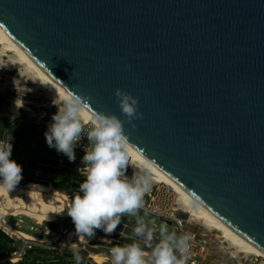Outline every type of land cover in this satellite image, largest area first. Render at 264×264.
<instances>
[{"label":"water","instance_id":"1","mask_svg":"<svg viewBox=\"0 0 264 264\" xmlns=\"http://www.w3.org/2000/svg\"><path fill=\"white\" fill-rule=\"evenodd\" d=\"M0 26L91 109L139 97L130 147L264 251V0H0Z\"/></svg>","mask_w":264,"mask_h":264},{"label":"clouds","instance_id":"2","mask_svg":"<svg viewBox=\"0 0 264 264\" xmlns=\"http://www.w3.org/2000/svg\"><path fill=\"white\" fill-rule=\"evenodd\" d=\"M114 95L120 116L91 109V97L66 86L60 102L56 98L52 101L57 111L44 133L48 147L74 162L78 143L84 137L88 141L78 169L84 179L71 198L67 215L74 223L78 239L94 236L96 229L111 234L123 216L135 217L132 235L138 239L112 247L111 264H186L190 237L169 233L161 226L159 239L153 243L155 230L144 219L148 213L140 214L156 168L147 164L141 172L126 174L130 166V133L126 132L125 123L135 129V121L143 119V113L139 111V97L120 88L115 89ZM84 111L90 112L87 121L81 118ZM11 151V143L0 144V189L8 191L22 179V167L10 158ZM75 259L79 262L81 258L76 254Z\"/></svg>","mask_w":264,"mask_h":264},{"label":"rangeland","instance_id":"3","mask_svg":"<svg viewBox=\"0 0 264 264\" xmlns=\"http://www.w3.org/2000/svg\"><path fill=\"white\" fill-rule=\"evenodd\" d=\"M5 64H7L5 61L0 62V144H12L10 158L22 167L21 180L23 182L33 178L32 175H34V171H38L37 173L39 176L44 177L47 173H54V171H56L52 169L56 164L53 160L55 155L59 154L64 159L68 160L65 155L58 153L54 148L48 147L44 135L46 126L51 123V117L56 113L57 107L47 98L45 91L38 89V91L34 90L33 84L26 82V78L18 77L14 70H10L11 65L7 64L6 66ZM31 89H33V91ZM20 101H27L29 103L24 105L28 111L16 105ZM75 156L77 158L81 157L77 154H75ZM133 171L136 170L128 167L126 174L131 176ZM65 172H67L69 176L72 174L70 171L65 170ZM151 185L153 187L156 184L152 183ZM173 197L174 194H172L171 199ZM0 202L3 204L4 200L1 199ZM173 207L178 208L175 203H173ZM174 214L177 219L182 221L184 229L196 233L201 239H209L206 241L205 251L202 253L200 264L248 263V261L244 262L247 258L244 254H232L233 250L229 249L225 243L217 238V232L208 231L196 221H189V216L179 209L175 211ZM144 219L146 223L155 230V239L153 241V243H155L159 239V229L164 225L161 224L160 219L155 217L144 216ZM121 220L130 228L126 229V235L119 240L120 242H112L111 247L129 244L132 243L133 239H138L132 235L133 228L135 227V217L126 215L123 216ZM5 221L9 225L14 223L20 225V232L29 235L33 234L32 231L28 230V227H35L34 224L24 217H7ZM70 223V218L57 221L60 228H65L69 226ZM44 225L48 227V224ZM41 229L43 230V228ZM167 230L170 233V231L174 230V226L172 228L170 225ZM56 235L57 231L52 230L49 234L43 235V240H45L44 243L38 244L34 241L30 244V246H32L31 249H37L42 252L37 254L34 264H74L72 257L69 256L76 254L84 261L88 262V264H91L92 260L88 257L90 253L104 255L107 260L102 264H111V254L108 248L104 246L92 247L90 245L79 244H77L76 248H71L66 242H64L65 247L57 246L54 243H50V239ZM115 238L116 236H114V239ZM19 243H21V240H16L14 242L16 245ZM145 250L150 251L147 247H145ZM0 264L7 263L0 261Z\"/></svg>","mask_w":264,"mask_h":264},{"label":"bare ground","instance_id":"4","mask_svg":"<svg viewBox=\"0 0 264 264\" xmlns=\"http://www.w3.org/2000/svg\"><path fill=\"white\" fill-rule=\"evenodd\" d=\"M3 61L11 65L10 70H14L18 77L26 78V82L33 84L34 90H43L46 92L47 98L51 102L55 98L57 103L60 102V95L64 90L56 84L0 26V62ZM7 64L5 65L7 66ZM31 90L33 91V89ZM25 104L29 103L27 101H20L16 105L28 111L24 106ZM89 114L88 111L82 112V120L87 121L89 119ZM129 164L130 168L136 171H142L147 164L151 163L130 147ZM152 183L168 186L172 194H174L173 201L175 205L178 206V208L175 209H179L183 213H186L189 216V221H196L208 231L217 232V238L225 243L229 249L233 250L232 254H244L246 257L255 256L264 260L263 250L213 216L157 168L156 171L152 173L150 186ZM18 194L25 197L24 202H27L32 209V212L24 215L36 221L38 226H41V222L44 220H53L51 213H55V211L58 210L53 202H63L64 199L56 195L54 188L30 182H26V187L24 188L14 187V189L10 191L7 189H0V200H4L3 204L0 202V224H3V217L7 215V208L12 212L13 216L18 214L17 211L21 210L20 206L22 201L19 200V197L16 198ZM12 226L20 225L14 223ZM4 227L6 232L10 234H18L20 238L24 240L36 241L32 235L23 232L16 233L14 229L8 228L5 225ZM65 234L68 246L71 248L77 247L76 242L78 240L86 242V238L78 239L75 230H68ZM88 257L95 264H102L107 260L104 255L98 253H90Z\"/></svg>","mask_w":264,"mask_h":264},{"label":"built area","instance_id":"5","mask_svg":"<svg viewBox=\"0 0 264 264\" xmlns=\"http://www.w3.org/2000/svg\"><path fill=\"white\" fill-rule=\"evenodd\" d=\"M87 143L88 141L86 137H84L78 143L74 151H75V154L81 157L77 158L75 156L74 162H70L69 160H66L63 157H61L59 154H57L53 158V160L56 163L55 166L52 167V169L56 170L54 171V173H47L46 176L41 177L37 173L38 171H34L35 173L34 175H32L33 178H30L24 182L20 180V182L15 186L16 188L17 187L24 188L26 187V182H30V183L44 185L47 187H52L54 188L56 195L63 197L64 199H63V202H53L55 207L58 208V210L55 211V213H51V215L53 216V220L51 221L44 220L41 222V226H38L36 224V221L24 215V214L32 212V209L29 206V204H27V202H24L25 197L21 194H18L16 198L19 197V200L22 201V204L20 206L21 210L17 211L18 214L13 216L12 212L9 210V208H7L8 212H7V215L3 217V220H2L3 224H0V230L5 235H7L12 241L15 242L16 240H21V243L16 245L14 250L11 253H9L1 261L8 262L10 264L18 263L23 258L25 252L32 248L30 244L33 243L32 241H28V240H24L20 238L18 234H10L6 232L4 225L8 228L13 227L12 229H14L16 233L20 232L19 231L20 226H12V224L9 225L8 223H6L5 219L7 217L21 216L31 221L35 227H28V230L33 232L32 234L33 237L35 236L36 233L47 235L51 232L50 228L45 226L44 224H48V225L56 224L57 227L55 230L57 231V235L53 236L50 239L51 241L50 243H54L57 246L65 247L64 242L67 243L65 233L68 230H75L74 223L71 217L67 215L66 209L71 204V198H73V196L78 193L79 184L84 179L83 175L80 174L78 169L81 167V160H82L83 155L85 154L84 147L87 145ZM65 170L70 171L72 174L69 176V174L65 172ZM55 175H61V180L56 178ZM62 180L68 181L69 185L65 189L56 188L54 184ZM171 197H172V192L170 191V188L168 186H165L163 184H156L155 186L152 187L151 185L149 187L148 192H146L145 194V197H144L145 207L141 209L140 214L143 215L144 212H147L148 213L147 216L160 219L161 224L166 226L167 228L170 225L172 226V228L174 226V230L170 231V233L175 232L177 235L187 234L190 237V239L188 241V251L186 253V256H187L186 264H200L201 259H202V253L205 251L206 241L209 239L207 240L201 239L196 233L190 232L187 229H184L182 225V221L175 217L174 213L177 210L175 209V207H173L174 201H172L173 198L171 199ZM67 218L71 219V223L69 224V226L65 228H60L57 224V221L62 220V219H67ZM167 221L169 222V224L166 223ZM41 228H43V230ZM127 228H130V227L121 220L120 225H118V227L113 233L106 234L101 229H96L94 236L92 237L85 236L84 238H86L85 239L86 242H83L82 240H78L76 244L90 245L92 247H103L104 246L105 248H108V251L111 254L110 248H112L111 247L112 242H116V243L120 242L119 240H121L126 235L125 231ZM114 236H116L115 239H114ZM34 238L36 239V243L38 244H42L45 242L43 238L42 239H38L36 237ZM247 261L248 263L246 264H264V260L262 258L255 257V256H248L246 260H244V262H247ZM91 264H94V263L92 262Z\"/></svg>","mask_w":264,"mask_h":264},{"label":"trees","instance_id":"6","mask_svg":"<svg viewBox=\"0 0 264 264\" xmlns=\"http://www.w3.org/2000/svg\"><path fill=\"white\" fill-rule=\"evenodd\" d=\"M68 185V181L66 180H62L54 184V186L59 189H65ZM15 246L16 244H14V241H12L0 230V261L4 259L9 253H11L14 250ZM40 253L42 252L37 249H29L25 252L23 258L16 264H34L37 254ZM69 257H72L74 264H88V262L84 261L82 258L79 262H77L75 259V255H70ZM6 263L10 264L8 262Z\"/></svg>","mask_w":264,"mask_h":264}]
</instances>
